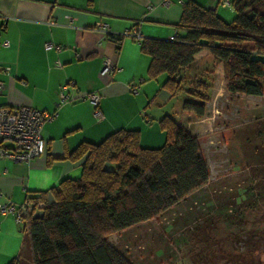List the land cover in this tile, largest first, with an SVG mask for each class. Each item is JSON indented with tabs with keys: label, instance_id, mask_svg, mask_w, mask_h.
Instances as JSON below:
<instances>
[{
	"label": "crops",
	"instance_id": "obj_1",
	"mask_svg": "<svg viewBox=\"0 0 264 264\" xmlns=\"http://www.w3.org/2000/svg\"><path fill=\"white\" fill-rule=\"evenodd\" d=\"M166 1L0 0V67L10 68L8 74L0 72V105L57 115L41 131L46 142L44 156L28 163L0 160L1 203L20 206L64 179H77L82 161L71 162L64 157L83 142L98 144L113 132L131 130L139 132L142 148L155 149L163 144L158 121L164 116L173 119L170 111L176 113L178 108L172 107L167 113L160 110V104L170 103L175 96L161 88L165 75L147 81L150 59L140 52V41L183 35L180 2L191 1L214 10L225 22L233 18V10L222 7L221 0ZM97 23L106 24L108 34L98 30ZM125 31H135L139 38L122 37L119 43L112 39ZM3 42L8 45L3 46ZM46 43L59 49L46 50ZM209 57L202 51L194 57L193 65L199 60L207 62ZM103 58L118 68L110 77L100 75ZM56 63L61 68H56ZM213 73L218 84L223 82L221 64ZM67 83L73 84L78 96L91 92L100 95V122L95 121L85 101L57 107L59 88ZM131 85L139 87L136 94L129 91ZM174 121L183 128L182 120ZM23 241L14 217L0 215V264L16 259Z\"/></svg>",
	"mask_w": 264,
	"mask_h": 264
},
{
	"label": "trees",
	"instance_id": "obj_2",
	"mask_svg": "<svg viewBox=\"0 0 264 264\" xmlns=\"http://www.w3.org/2000/svg\"><path fill=\"white\" fill-rule=\"evenodd\" d=\"M227 1L233 10L229 22L187 1L177 41L139 40L140 52L150 59L147 81L165 75L161 88L171 97L181 93L182 73L206 51L221 64L227 93L264 95V0ZM112 39L118 43L121 37ZM247 43L252 47L244 48ZM193 84L195 90L208 87L202 80ZM188 94L182 111L202 119L206 99ZM158 126L164 135L159 148H142L138 131L119 130L98 144L83 142L64 157L82 161L80 176L27 198L33 209L24 213L20 230L29 264H130L105 236L157 217L207 183L198 140L169 116ZM19 256L8 264L23 262Z\"/></svg>",
	"mask_w": 264,
	"mask_h": 264
},
{
	"label": "rangeland",
	"instance_id": "obj_3",
	"mask_svg": "<svg viewBox=\"0 0 264 264\" xmlns=\"http://www.w3.org/2000/svg\"><path fill=\"white\" fill-rule=\"evenodd\" d=\"M217 65L199 60L182 73L181 93L160 104L166 113L177 107L170 115L198 140L207 183L157 217L105 236L130 264H264V95L227 93ZM196 80L206 90H195ZM193 92L206 99L200 120L181 109ZM27 257L24 245L20 264Z\"/></svg>",
	"mask_w": 264,
	"mask_h": 264
},
{
	"label": "built area",
	"instance_id": "obj_4",
	"mask_svg": "<svg viewBox=\"0 0 264 264\" xmlns=\"http://www.w3.org/2000/svg\"><path fill=\"white\" fill-rule=\"evenodd\" d=\"M166 3L167 1L164 0ZM183 6L184 3L180 2ZM221 6L229 8L227 0H221ZM96 28L104 34H108L109 27L106 24L97 23ZM122 37H133L138 39L139 35L135 31H125ZM178 36L169 37L168 41H177ZM120 42V41H119ZM118 42V43H119ZM7 42H3V46H7ZM59 47L53 46L51 43L45 44V49L49 50ZM56 68H61L56 63ZM118 70L117 66L107 58H103L102 67L100 69L101 76H112ZM10 68L8 66L0 67V72L8 74ZM2 84L0 83V88ZM139 87L131 85L129 91L133 94L138 92ZM71 90V91H69ZM72 83L62 85L58 91V104L61 105L72 103L78 100L87 102L92 108V116L96 122L103 119L99 108L100 95L97 92L82 94L80 96L74 93ZM56 112L46 113L29 107L8 108L0 105V160L8 159L13 162L28 163L35 158L44 156L46 153V142L41 135L43 126L52 122L56 118ZM38 208L42 205L38 204ZM33 209L31 202L26 200L22 205L15 206L10 202H0V215H12L17 226L22 227L23 215Z\"/></svg>",
	"mask_w": 264,
	"mask_h": 264
}]
</instances>
